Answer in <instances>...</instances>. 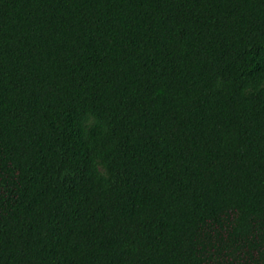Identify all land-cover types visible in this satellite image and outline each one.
Segmentation results:
<instances>
[{"label": "trees", "instance_id": "obj_1", "mask_svg": "<svg viewBox=\"0 0 264 264\" xmlns=\"http://www.w3.org/2000/svg\"><path fill=\"white\" fill-rule=\"evenodd\" d=\"M0 264H264V0H0Z\"/></svg>", "mask_w": 264, "mask_h": 264}]
</instances>
